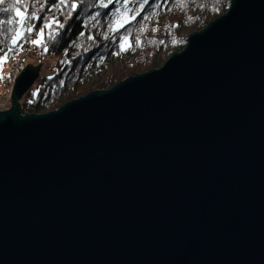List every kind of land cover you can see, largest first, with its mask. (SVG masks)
Masks as SVG:
<instances>
[{
  "label": "water",
  "instance_id": "water-1",
  "mask_svg": "<svg viewBox=\"0 0 264 264\" xmlns=\"http://www.w3.org/2000/svg\"><path fill=\"white\" fill-rule=\"evenodd\" d=\"M41 64L0 110V264H264V0L24 115Z\"/></svg>",
  "mask_w": 264,
  "mask_h": 264
},
{
  "label": "trees",
  "instance_id": "trees-1",
  "mask_svg": "<svg viewBox=\"0 0 264 264\" xmlns=\"http://www.w3.org/2000/svg\"><path fill=\"white\" fill-rule=\"evenodd\" d=\"M232 0H149L143 11L131 23L120 28L118 32L111 31L109 23L114 22L119 14H113L114 9L121 7L120 3L109 5L107 9L89 7L98 4V0H67V3H77L78 7L70 18H67L65 27L57 29L59 33L55 41L48 40V31L45 33V42L48 51L43 46L30 43L36 39L35 32L29 34L24 31L26 39H20L13 47L12 37L16 24L5 25L0 28V56L9 48L8 58L19 54L25 47L37 56L40 62L48 65L50 73L42 75L25 93L20 101L22 114H42L61 107L64 103L86 95L92 91L108 89L129 76L158 68L174 53L181 51L187 44L188 37L204 28L208 23L224 14L230 7ZM12 0H5L7 7ZM44 9L38 11L37 0H25L28 14L37 11L40 19L29 21L36 31L43 26L44 17H55L65 22V15L69 9L61 5L59 9L53 4L59 0H40ZM159 5V7H156ZM139 0L127 5L129 9H138ZM23 10L24 5H19ZM100 12L96 21L88 22V18ZM134 12H129V17ZM9 16L18 19L14 12L0 13V19L7 20ZM144 16H149L144 20ZM27 23V22H26ZM95 25V26H93ZM12 29V31H8ZM143 29V30H141ZM84 32L81 36L80 33ZM107 35V39L105 36ZM128 36L125 51H120L122 37ZM88 36L93 39L89 40ZM139 41L137 43L136 41ZM75 45H79L78 47ZM22 46V47H21ZM5 63V62H4ZM45 65V64H44Z\"/></svg>",
  "mask_w": 264,
  "mask_h": 264
},
{
  "label": "snow or ice",
  "instance_id": "snow-or-ice-1",
  "mask_svg": "<svg viewBox=\"0 0 264 264\" xmlns=\"http://www.w3.org/2000/svg\"><path fill=\"white\" fill-rule=\"evenodd\" d=\"M113 2L114 0H98V4H92V5H89V7H100V8L107 9L109 5L113 4ZM115 2L120 3V0H115ZM131 2H133V0H123V4L121 5V7L124 8L123 12H121L120 7H117L114 9L113 14H119V15L114 22L109 23V28L111 31L118 32L120 28H124L126 24H129L131 23V21L136 20V18L140 15L141 11H143L144 6L148 4L149 0H139L138 9H135V10L127 8V5ZM37 3H39L40 5L38 11H42L44 9V3H41L40 0H37ZM80 3H84V0H80ZM4 4H5V0H0V5H4ZM19 5H24L23 10L21 9V7H19ZM61 5H64L66 8L69 9L66 13H64L65 22L62 23L59 20L55 19V17L51 19H49L48 17H44L45 22L43 23V26L40 27L38 31H36L34 25L29 24L26 26V21L40 19V17L37 15V11H32L29 15L28 7L25 4V0H12V2L9 3L7 7H0V13L14 12L15 16L18 17V19H13L12 16H9L7 20L0 19V28H3L5 25H13V24H16L19 26L15 30V33L12 37L13 47L17 45V42L20 39L27 40V38L24 36V31H22V29L26 30V32L29 34H33L35 32L37 38L31 39L30 43L35 46H43V50L47 52L48 46H47V43L45 42L46 30H50L47 33L48 40L50 42L55 41L59 35V33L57 32V29H63L65 27L67 18H70L73 12H75L78 7L77 3H71L69 5L67 3V0H59V4H53L52 7L59 9ZM156 7H159V5H156ZM129 12H134V14L129 17L128 15ZM100 15H101L100 12H96L94 15L88 18V22L90 23L91 21H96L97 23H99V21L97 20V17H99ZM143 19L148 20L149 16H144ZM8 31H12V29H8ZM80 35L83 36L84 32H81ZM107 38L108 37L106 35L105 39ZM88 39L92 40L93 37L88 36ZM121 39H122V43L120 45V51H125L126 50L125 44L128 43V36L125 35ZM136 42L139 43L138 40ZM73 44L75 45V42H73ZM75 46L78 47L79 45H75ZM131 46L132 45L128 43V47H131ZM11 51L12 49L9 48L7 52L4 53L3 56H0V66H2L4 62H6L8 58L7 53ZM0 79H3V77L0 76Z\"/></svg>",
  "mask_w": 264,
  "mask_h": 264
},
{
  "label": "rangeland",
  "instance_id": "rangeland-1",
  "mask_svg": "<svg viewBox=\"0 0 264 264\" xmlns=\"http://www.w3.org/2000/svg\"><path fill=\"white\" fill-rule=\"evenodd\" d=\"M26 22V26L30 24L29 21ZM40 63H42L41 75L42 71L44 74L50 73L48 65L40 62L37 56L29 50V47H25V49L19 54L11 59H7L6 62L0 66V76L3 77V79H0V110L10 108L14 82L22 69H24L28 64L39 65Z\"/></svg>",
  "mask_w": 264,
  "mask_h": 264
},
{
  "label": "built area",
  "instance_id": "built-area-1",
  "mask_svg": "<svg viewBox=\"0 0 264 264\" xmlns=\"http://www.w3.org/2000/svg\"><path fill=\"white\" fill-rule=\"evenodd\" d=\"M1 110H5V109H1Z\"/></svg>",
  "mask_w": 264,
  "mask_h": 264
}]
</instances>
